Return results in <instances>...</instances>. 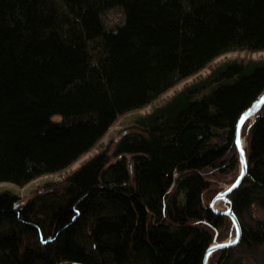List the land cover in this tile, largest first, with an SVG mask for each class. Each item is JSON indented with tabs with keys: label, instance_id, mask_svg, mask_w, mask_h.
Instances as JSON below:
<instances>
[{
	"label": "trees",
	"instance_id": "trees-1",
	"mask_svg": "<svg viewBox=\"0 0 264 264\" xmlns=\"http://www.w3.org/2000/svg\"><path fill=\"white\" fill-rule=\"evenodd\" d=\"M238 49H264V0H0V182L66 167ZM263 92L264 58L228 59L138 115L116 160L104 148L23 204L1 191L0 264H203L230 220L204 203L209 175L239 162L236 121ZM246 140L240 240L212 264H264V103Z\"/></svg>",
	"mask_w": 264,
	"mask_h": 264
},
{
	"label": "rangeland",
	"instance_id": "rangeland-1",
	"mask_svg": "<svg viewBox=\"0 0 264 264\" xmlns=\"http://www.w3.org/2000/svg\"><path fill=\"white\" fill-rule=\"evenodd\" d=\"M123 18V14L119 9L108 10L103 15L104 23L107 27H113L119 23ZM233 58H252V59H263L264 58V49L263 50H247V49H238L225 52L221 55L216 56L210 60L205 66L197 70L196 72L182 78L178 82L174 83L172 86L161 92L155 98L145 105L129 110L118 115L115 120L109 125L106 131L102 136L85 152L79 155L75 160L69 163L66 167L50 173H44L39 176H36L29 180L28 182L22 185H16L10 182H0V192L1 191H10L19 196L18 204H23L29 200L32 196L39 192H44L47 188L50 187L53 183L61 182L64 176L77 168L83 161L95 154L96 152L106 148L107 153L111 161L116 160L117 157L113 156V150L115 143L122 137L125 133H130L136 130L133 125V120L141 114H144L150 111L155 106H158L168 100L173 94L179 91L185 85L199 79L200 77L205 76L212 67ZM254 117L247 118L242 125L241 139L244 142V146L247 145L246 134L247 128L250 123L253 121ZM129 158V157H127ZM239 163V165H238ZM234 168H229L224 171H214L209 176V189L204 193L203 199L204 203L209 206L212 203V206L215 209L225 210L228 206L227 202L223 199L215 200V197L218 193L228 187L237 177L240 171V162H238ZM235 236V228L231 220L227 219V224L225 229L222 230V237L216 239L215 242L224 241L231 239ZM211 255L208 259V264H212ZM249 264V263H246Z\"/></svg>",
	"mask_w": 264,
	"mask_h": 264
},
{
	"label": "water",
	"instance_id": "water-1",
	"mask_svg": "<svg viewBox=\"0 0 264 264\" xmlns=\"http://www.w3.org/2000/svg\"><path fill=\"white\" fill-rule=\"evenodd\" d=\"M264 103V92L261 94V96L257 99H255L249 107H247L244 111H242V113L240 114V116L238 117L237 121H236V124H235V139H234V142H235V145L238 149V153H239V162H240V171L236 177V179L228 186L226 187L224 190H222L220 193H218L214 199L215 200H218V199H223L225 202H227L228 206L225 210H219V209H215L213 206H212V203L210 204V207L217 213H221V214H224V215H227L234 228H235V236H236V230H237V227H239L240 229V236H241V227H240V223L238 221V218L237 216L235 215V213L233 212L232 210V207L230 205V199H229V195L230 193L235 190L236 188L232 189V191H229L230 188H232V185L234 183H236L237 180L242 181V179L244 178L245 174H246V171H247V157H246V154H245V151H244V145L242 146L241 145V130H242V125L244 123V121L249 118V117H254L255 116V113L256 111L263 105ZM243 173V174H242ZM239 183V184H240ZM18 203H16L17 205ZM235 236L231 239H227V240H224V241H220V242H213L205 251V254H204V258H203V264H205V261L207 259V264H208V259L210 257V255H208V252H209V249H221V248H217L215 247L216 245H228V246H232V245H235V244H231L230 242L232 240L235 239ZM240 240V239H239ZM237 244V243H236ZM227 246V247H228ZM224 248V247H222Z\"/></svg>",
	"mask_w": 264,
	"mask_h": 264
},
{
	"label": "snow or ice",
	"instance_id": "snow-or-ice-1",
	"mask_svg": "<svg viewBox=\"0 0 264 264\" xmlns=\"http://www.w3.org/2000/svg\"><path fill=\"white\" fill-rule=\"evenodd\" d=\"M242 174H243V173H242ZM239 183H240V181L237 180L236 183H234V184L232 185V188L229 189V191H232V189L236 188V187L239 185ZM239 239H240V229H239V227H237L235 239L232 240L230 243H231V244H236V243L239 242ZM227 246H228V245H216L215 247H217V248H222V247H227ZM214 250H215L214 248H213V249H209L208 255H211L212 252H213ZM205 264H207V259H206V261H205Z\"/></svg>",
	"mask_w": 264,
	"mask_h": 264
},
{
	"label": "bare ground",
	"instance_id": "bare-ground-1",
	"mask_svg": "<svg viewBox=\"0 0 264 264\" xmlns=\"http://www.w3.org/2000/svg\"><path fill=\"white\" fill-rule=\"evenodd\" d=\"M241 145H242V146L244 145V142H243V141H241Z\"/></svg>",
	"mask_w": 264,
	"mask_h": 264
}]
</instances>
